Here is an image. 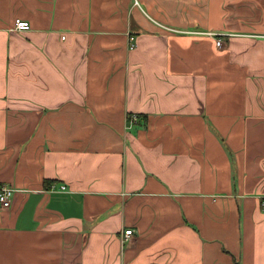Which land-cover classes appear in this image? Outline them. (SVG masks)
<instances>
[{
  "label": "crops",
  "instance_id": "0c3cea01",
  "mask_svg": "<svg viewBox=\"0 0 264 264\" xmlns=\"http://www.w3.org/2000/svg\"><path fill=\"white\" fill-rule=\"evenodd\" d=\"M137 2L0 0V264H264V0Z\"/></svg>",
  "mask_w": 264,
  "mask_h": 264
},
{
  "label": "built area",
  "instance_id": "2783aa9c",
  "mask_svg": "<svg viewBox=\"0 0 264 264\" xmlns=\"http://www.w3.org/2000/svg\"><path fill=\"white\" fill-rule=\"evenodd\" d=\"M133 5H138L137 0H133ZM12 30L14 31H28L30 30V25L28 22L26 21H22V20H15L14 24H13V28ZM129 40V49L132 50L135 48V38L133 36H129L128 37ZM215 44L217 46H220L221 44V39H217L215 41ZM137 118L136 117H132L129 119V121L132 123L133 121H136ZM66 187L65 186H60L59 190L60 191H65ZM50 190H53V187L50 188ZM14 194V189H12L11 187L8 186H0V208L2 209H8L11 206V202H12V197ZM262 208L264 209V201L262 202ZM133 236V231L131 229H127L124 230L121 234H120V240L123 244L127 243L130 238Z\"/></svg>",
  "mask_w": 264,
  "mask_h": 264
}]
</instances>
